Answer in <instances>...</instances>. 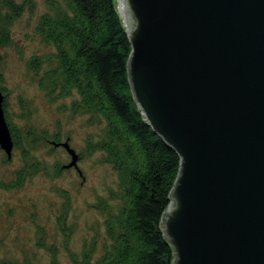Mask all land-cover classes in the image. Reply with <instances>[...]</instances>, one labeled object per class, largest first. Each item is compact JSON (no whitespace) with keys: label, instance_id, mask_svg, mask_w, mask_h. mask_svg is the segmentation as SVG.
Instances as JSON below:
<instances>
[{"label":"water","instance_id":"obj_1","mask_svg":"<svg viewBox=\"0 0 264 264\" xmlns=\"http://www.w3.org/2000/svg\"><path fill=\"white\" fill-rule=\"evenodd\" d=\"M143 121L180 159L173 264H264V0H116ZM0 91V150L14 143ZM70 156L62 170L77 168Z\"/></svg>","mask_w":264,"mask_h":264},{"label":"rangeland","instance_id":"obj_2","mask_svg":"<svg viewBox=\"0 0 264 264\" xmlns=\"http://www.w3.org/2000/svg\"><path fill=\"white\" fill-rule=\"evenodd\" d=\"M6 1L22 10L0 26L8 38L0 43L2 108L16 142L10 160L0 150V260L74 264L89 252L97 261L110 244L106 219L121 207L115 196L118 175L96 147L105 122L72 112L76 95L56 98L48 91L52 49L35 29L40 17L51 13L49 0ZM4 3L0 0L1 16L8 13ZM52 142L68 143L80 175L61 169L71 158Z\"/></svg>","mask_w":264,"mask_h":264},{"label":"trees","instance_id":"obj_3","mask_svg":"<svg viewBox=\"0 0 264 264\" xmlns=\"http://www.w3.org/2000/svg\"><path fill=\"white\" fill-rule=\"evenodd\" d=\"M5 18L21 6L5 0ZM51 13L36 26L42 42L52 49L48 82L56 98L76 95L72 112L103 120V139L96 145L103 163L118 175L120 209L105 222L110 242L97 261L85 252L74 264H173V249L160 221L179 174L180 159L143 121L128 81L131 46L115 0H49ZM8 38L0 27V43ZM32 66L36 64L32 61ZM11 131V129H10ZM14 141L15 135L11 131ZM19 140V139H18ZM16 145V142L14 141ZM35 166L31 170H35ZM0 264L12 263L0 260Z\"/></svg>","mask_w":264,"mask_h":264}]
</instances>
